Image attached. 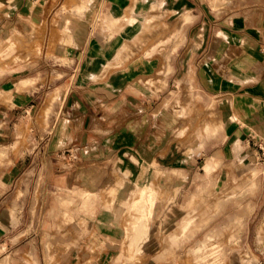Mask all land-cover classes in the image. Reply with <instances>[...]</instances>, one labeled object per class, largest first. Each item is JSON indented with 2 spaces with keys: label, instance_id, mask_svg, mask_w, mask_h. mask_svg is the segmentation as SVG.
<instances>
[{
  "label": "crops",
  "instance_id": "0c3cea01",
  "mask_svg": "<svg viewBox=\"0 0 264 264\" xmlns=\"http://www.w3.org/2000/svg\"><path fill=\"white\" fill-rule=\"evenodd\" d=\"M14 5L18 22L55 19L67 22L69 31L64 51L30 55L12 76L0 77V262L30 250L36 264H148L155 255L149 246L158 245L154 225V231L163 229L185 198L184 187L174 190L176 178L164 170L185 165L194 172L204 160L195 144L187 155L164 145L166 120L178 119L165 103L181 88L186 98L218 105V120L208 124L220 125L219 138L213 146L207 141L203 151L218 152L220 179L254 162L262 168L258 182L264 183V148L258 147L264 146V0ZM212 6L237 9L216 13ZM120 182L125 186L115 198L125 217L132 187H146L149 200L127 237V219L114 226L108 210L64 222L63 210L50 202L60 188L75 189L59 197L68 203L83 195L109 199L105 189ZM152 183L171 184L169 201L158 202ZM258 189L257 203L263 188ZM139 247L144 256L132 263L128 258Z\"/></svg>",
  "mask_w": 264,
  "mask_h": 264
},
{
  "label": "rangeland",
  "instance_id": "374dc122",
  "mask_svg": "<svg viewBox=\"0 0 264 264\" xmlns=\"http://www.w3.org/2000/svg\"><path fill=\"white\" fill-rule=\"evenodd\" d=\"M225 1L233 2V0ZM16 3L17 0H0V77L12 76V70L27 62L30 55L60 53L64 51L63 43H67V40L63 39L69 31L67 22L61 23L55 19L40 23L18 22V11L16 12L14 5ZM62 9L66 14L73 13L71 11L73 8ZM84 9L85 7H82V10ZM225 9L234 12L237 7L212 6V10L216 13ZM56 10L57 16L58 8ZM186 93L181 88L178 97L169 96L165 103L164 109L173 112L178 119L177 123L175 119L166 120L168 126L163 134L164 145L174 144L179 150L182 149L180 153L187 155L192 153L188 148L195 144L196 154L204 160L194 172L187 170L189 167L186 168L185 165L175 168L176 170L167 172L164 170V175L171 174L176 178L177 182L172 186L174 190L178 185L184 187L185 198L180 203L179 209L174 212L172 220L165 221L163 229L158 227L159 229L154 231V225L152 234H155L158 245L149 246L148 250L153 247L151 251L155 255L148 257L151 261L148 264H264V183L258 182L262 168L253 162L250 163L251 166L233 169L232 173H227L226 177L222 176L220 179L218 152L213 147L211 151L207 149L203 151L207 141L213 146L219 138L220 125L217 127L208 124L218 120V105L213 99L205 104L202 98H186ZM55 95L56 93L48 95L46 109ZM45 112L47 113V110ZM171 126L173 129L170 128ZM22 141L26 143L29 139L22 136ZM187 173L193 174V179H186ZM186 180L187 182H184ZM123 185L124 183L120 182L106 188V194L111 196L109 199H90L83 195L79 199L73 198L69 203L59 197L72 196L75 194V189H55L50 202L58 208V211L63 210L61 217L64 222L74 221L75 218L81 219L80 217L96 218L98 208L108 210L113 213L109 218L116 219L114 226L122 225L123 220L127 219L125 225L127 237L138 219L147 211L149 200L146 187H143V192L138 190L140 187L137 185L132 187L130 189L132 204L125 217L121 214L124 209L121 199L115 198L120 195ZM151 185L152 190L155 189L152 195L157 196L158 202L165 201L166 198V201H169L170 195L167 192H170V183ZM39 186L40 180L36 178L34 183L36 192ZM261 186L263 190L261 189L257 203L255 194ZM21 189L19 187L18 191L21 192ZM139 200L141 204H135ZM157 222L158 217L154 220V224ZM140 254L144 256L143 251H139L130 255L128 259H131L132 263L138 261ZM32 258L31 251L25 250L17 252L16 260L10 261L8 258L2 262L3 264H36L33 263Z\"/></svg>",
  "mask_w": 264,
  "mask_h": 264
},
{
  "label": "bare ground",
  "instance_id": "6f19581e",
  "mask_svg": "<svg viewBox=\"0 0 264 264\" xmlns=\"http://www.w3.org/2000/svg\"><path fill=\"white\" fill-rule=\"evenodd\" d=\"M245 168H246V167H245ZM250 168H251V167H250ZM246 170H248V169H246ZM246 170H245V171H246ZM144 188H145V187H144ZM138 190H140V191L142 190L141 192L144 191L143 187H142V188L140 187V189H138ZM142 203H143V202H142ZM135 204H138V205H139V204H141V201L139 200V201H137ZM140 250H141V248L139 247V251H140ZM0 264H3V262H0Z\"/></svg>",
  "mask_w": 264,
  "mask_h": 264
},
{
  "label": "built area",
  "instance_id": "2783aa9c",
  "mask_svg": "<svg viewBox=\"0 0 264 264\" xmlns=\"http://www.w3.org/2000/svg\"><path fill=\"white\" fill-rule=\"evenodd\" d=\"M259 149L263 151L264 146L262 144L258 145Z\"/></svg>",
  "mask_w": 264,
  "mask_h": 264
}]
</instances>
